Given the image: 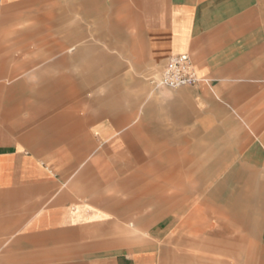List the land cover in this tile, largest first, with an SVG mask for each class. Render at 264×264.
I'll list each match as a JSON object with an SVG mask.
<instances>
[{"label":"crops","instance_id":"crops-1","mask_svg":"<svg viewBox=\"0 0 264 264\" xmlns=\"http://www.w3.org/2000/svg\"><path fill=\"white\" fill-rule=\"evenodd\" d=\"M25 1L0 0V21L1 7ZM57 5L41 3L38 24L10 34L41 36L40 58L18 64L11 46L0 57V264H199L180 249L198 242L264 264V0ZM81 5L97 23L84 46L65 25ZM178 54L201 82L155 89L150 79ZM178 150L223 172L203 202L232 214L211 229L201 216L198 235L192 212L146 232L144 196L192 193L171 169L156 176ZM130 194L142 198L131 232Z\"/></svg>","mask_w":264,"mask_h":264},{"label":"rangeland","instance_id":"rangeland-1","mask_svg":"<svg viewBox=\"0 0 264 264\" xmlns=\"http://www.w3.org/2000/svg\"><path fill=\"white\" fill-rule=\"evenodd\" d=\"M97 1L101 2V0ZM41 3H58L56 11L58 13H61L63 12L64 7L67 4L72 3V0H27L25 2L18 3L14 8L11 9L5 10L1 7L2 20L0 21V46L6 49L0 53V57H7L8 59L9 47L11 46L15 51V53H13L12 55L16 57V60L13 61L17 62L18 64L30 61L32 62L40 58V56L42 55V49L38 45L42 41L41 36H29L26 38L17 34L16 37H12L10 34L14 32L17 33L23 28L38 24L32 17L35 16L37 12H39ZM99 7L100 6H97L98 9ZM95 8L96 7L93 6L91 10H94ZM89 9V6L81 5L79 11V7L77 6L76 11L73 12V15L71 16L69 21L65 23V25L74 24V26L77 28V31L79 30L81 31L82 35H86V38H82V46L88 45L89 42L93 40V38L89 37V31L94 30L97 24L95 18L89 16ZM19 11H28V13L25 12L21 16L14 17L16 12ZM63 35L64 34L58 35V39H66L63 38ZM66 54L70 55L71 53ZM83 62H88V55H84L82 57V63ZM38 66L39 65L34 66V68ZM83 97L85 98V100H87L90 97L95 98L96 94L93 91L92 94H82V98ZM211 152L214 151H208L209 157H212ZM200 159L201 153L199 150H178L176 151L175 158L162 157L161 159L157 160V162L160 163V165L154 166L156 169L157 177L159 174H163L164 172H166L167 169H171V176L173 177L172 179H174V181L180 179L182 180V182H185L186 187L190 189L192 193H157L158 199H153L150 196H144L143 226L145 227L146 232L147 228L150 227L159 216L162 219L165 218L164 220L167 221L170 217H172L170 215L173 214L176 215L177 221H183V224H185L186 218L192 212L193 217L189 219L187 229H192V232H194L195 235L201 227V216L204 218L206 215V219L204 218V220L205 222L209 223V229L216 227L217 218L223 220L231 216L232 213H228L226 208L225 211L222 209L220 211H217L215 204L216 199L210 198V202L208 203V205L203 202V200L206 199L205 195L207 193H212V191L216 188L218 179H221L223 177V172L221 171L219 172V174L216 173L214 171L216 170V168L214 169V166L206 164L202 165ZM176 189H178L179 191L181 187L178 185ZM226 194H230V197H232L231 195H233L232 193ZM161 196L162 200L164 201L159 200ZM141 199V196L136 197L132 196V194L129 195V200L131 201V203L129 209L130 217L128 221V227L130 232L134 231L137 211L138 209L139 211L141 209ZM201 209H203L204 213H201ZM163 222L164 221H162L161 225L163 224ZM195 230L197 232H195ZM235 248L244 249L245 247L237 246ZM180 249L183 253H191L192 255H194V257L197 258L199 264L202 261L207 262V264H254L253 261L245 260L244 253L239 254L238 252H235V254H230L226 252L225 254H217L216 252H212L215 249L214 247L201 245L200 242H198L197 245L193 246H181ZM257 258H259V255L257 256Z\"/></svg>","mask_w":264,"mask_h":264},{"label":"built area","instance_id":"built-area-1","mask_svg":"<svg viewBox=\"0 0 264 264\" xmlns=\"http://www.w3.org/2000/svg\"><path fill=\"white\" fill-rule=\"evenodd\" d=\"M201 82L188 54L172 55L160 74L150 79L155 89H179L195 87Z\"/></svg>","mask_w":264,"mask_h":264}]
</instances>
